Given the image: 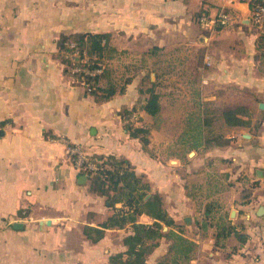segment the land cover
<instances>
[{
    "label": "crops",
    "instance_id": "crops-1",
    "mask_svg": "<svg viewBox=\"0 0 264 264\" xmlns=\"http://www.w3.org/2000/svg\"><path fill=\"white\" fill-rule=\"evenodd\" d=\"M221 8L236 19L200 24L201 13ZM250 17L246 0H0V264H113L110 255L127 249L133 222L103 225L114 207L87 174L80 179L62 137L129 159L162 196L173 229L195 243L186 257L169 252L174 237L164 235L146 264H264V45ZM86 31L110 32L117 48L100 84L126 89L104 101L60 57V40ZM160 81L185 88L197 109L155 125L163 106L151 115L139 102ZM205 101L246 103L252 121L216 127L224 140L207 144ZM128 122L150 128L146 145ZM97 229L93 240L86 231Z\"/></svg>",
    "mask_w": 264,
    "mask_h": 264
},
{
    "label": "trees",
    "instance_id": "trees-1",
    "mask_svg": "<svg viewBox=\"0 0 264 264\" xmlns=\"http://www.w3.org/2000/svg\"><path fill=\"white\" fill-rule=\"evenodd\" d=\"M258 45H264V28L259 35ZM116 51L117 48L111 43L110 32L86 31L74 33L61 39L59 43V53L65 63V72L84 81L97 101L107 100L117 91H125V84L119 86L114 83L105 86L100 84L101 77L108 74V68L106 67L102 73L94 75L86 74L83 71L75 72L73 67L95 68L102 64L106 58L112 57ZM85 56L87 59L83 61ZM155 84L153 83L152 86L143 90L144 93H148V96L139 102L141 108L151 115H157L162 106L161 93L156 90ZM203 105L206 127L205 142L207 144L213 140L219 141L221 133L214 131L218 127L216 125L218 121L222 120L225 126H247L252 121L253 112L246 103L219 106L214 101H205ZM137 106L135 105L133 110ZM125 126L132 136L140 137L145 145L149 142V127L136 125L132 122L126 123ZM99 158L103 161L99 162L98 168L89 174L91 187L93 190L106 195L110 205L114 207V212L103 225L124 226L128 221H132L134 228L133 233L124 237L127 249L111 254V263L146 264L147 256L158 244V239L164 235L174 237L169 252H182L186 257H189L195 243L173 229V226L180 227V225L168 214L160 193L151 190L150 183L144 180L143 176L137 174L131 161L125 157H117L114 154L100 156ZM116 202H122L123 206H115ZM143 212L150 214L154 221L152 223L139 222L137 217ZM164 223L169 225V230H163ZM231 228V225L224 224L222 233L230 232ZM86 233L93 240H97L104 232L97 229L96 234L88 230Z\"/></svg>",
    "mask_w": 264,
    "mask_h": 264
},
{
    "label": "built area",
    "instance_id": "built-area-1",
    "mask_svg": "<svg viewBox=\"0 0 264 264\" xmlns=\"http://www.w3.org/2000/svg\"><path fill=\"white\" fill-rule=\"evenodd\" d=\"M249 2L251 6V17L250 20L253 22L254 26L263 30L264 28V0H246ZM236 19L235 14L226 8H221L215 14H209L203 12L199 15V22L200 24L208 29H214L218 25L226 26L233 22ZM76 54V53H75ZM87 57L85 56L83 61L86 60ZM206 63L211 64V58L207 55ZM105 64H100L95 68L90 67H80L75 66L73 67V71L75 72H85L86 74L94 75L100 74L104 71ZM62 139L67 144V151L69 156L75 163L76 167L87 174H91L98 168V163L102 162L103 160L97 156H94L87 152V150L81 145L76 142L70 141L66 137H62Z\"/></svg>",
    "mask_w": 264,
    "mask_h": 264
},
{
    "label": "rangeland",
    "instance_id": "rangeland-1",
    "mask_svg": "<svg viewBox=\"0 0 264 264\" xmlns=\"http://www.w3.org/2000/svg\"><path fill=\"white\" fill-rule=\"evenodd\" d=\"M112 75V71L109 69L108 70V75L107 77H110ZM157 91L162 93V106H163V110L161 111V113L158 114L157 117L153 118V123L155 125H162L165 121L168 120H164V116L166 114V116H168V114H170V112H176L178 114L180 113H185L189 110H195L197 109V105L195 103H186L184 98V92H185V88L183 87H178V86H171L169 84H167L166 82L160 81V83L158 84V86H156ZM188 89V88H186ZM134 119V118H133ZM177 123V126L179 124V119L176 120L175 124ZM168 124V123H167ZM216 125H218V128L224 129L223 126H225V124L222 122V120L218 121V123H216ZM224 134L221 133L220 138L223 139ZM177 146V145H176Z\"/></svg>",
    "mask_w": 264,
    "mask_h": 264
},
{
    "label": "water",
    "instance_id": "water-1",
    "mask_svg": "<svg viewBox=\"0 0 264 264\" xmlns=\"http://www.w3.org/2000/svg\"><path fill=\"white\" fill-rule=\"evenodd\" d=\"M259 107L261 108V109H263L264 110V101L262 100V101H260L259 102ZM245 135L247 136V135H249V133H245ZM262 170L261 169H258L257 170V172L259 173V172H261ZM87 175L86 174H81L80 175V179H83L84 181L87 179ZM259 213L260 214H263L264 213V205H261L260 207H259ZM186 220H189V218H186ZM48 222H49V220H47ZM14 225L16 226V227H18V226H23V224L21 223V222H15L14 223ZM164 228H167V226H165Z\"/></svg>",
    "mask_w": 264,
    "mask_h": 264
}]
</instances>
